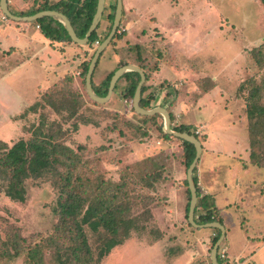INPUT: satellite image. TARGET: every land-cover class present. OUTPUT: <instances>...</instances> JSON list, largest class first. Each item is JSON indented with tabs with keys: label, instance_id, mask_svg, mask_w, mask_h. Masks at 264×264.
I'll list each match as a JSON object with an SVG mask.
<instances>
[{
	"label": "rangeland",
	"instance_id": "374dc122",
	"mask_svg": "<svg viewBox=\"0 0 264 264\" xmlns=\"http://www.w3.org/2000/svg\"><path fill=\"white\" fill-rule=\"evenodd\" d=\"M122 1L123 13L116 30L117 35L100 56L92 75L94 84L99 85L106 75L116 68L118 62L129 60L133 61L130 64L143 65L144 70L149 73L144 82L146 90L142 96H152L150 103L152 107L166 108L171 127L187 124L199 140H204L200 127L189 122H197V114L180 112L177 107L179 96L187 95L186 97L190 98L192 92L189 94L183 92L184 88L193 84L194 77L183 80V74L174 73L167 78L168 80H155L151 73L155 64V62L152 64V60L159 62L169 58L173 63L185 67L183 69L188 70L184 73L185 76H190L189 54L199 52L196 56H201L202 60L210 59L212 62H208L210 64L208 68L214 70L222 67L228 60L233 62V59L240 55V51L250 52L248 48L252 45V49L255 46L259 47L256 54L263 61L262 66L253 69L252 74L257 78L258 84H263L261 81L264 80V11L259 0ZM37 2L39 0H29L18 4V8L33 6ZM115 2L116 0L104 2L102 18L97 29L100 38L108 31L111 22L106 16L112 12ZM168 28H178L173 37L168 33ZM99 44L98 40L97 45L93 42L90 46L75 43L72 46L88 47V50L84 51L86 62L90 61ZM133 47H136L137 51ZM34 48L37 49L35 43ZM40 60L41 58L30 59L28 64L7 76L6 81L11 83L12 88L11 91L0 92L3 98L2 104L0 103V140L8 144L19 139L27 140L33 128L42 125L44 129V125L50 123L54 125V129L60 128L62 142L72 148L79 157V162L72 171L73 179L85 183L80 184L79 189L94 191L97 188L96 181L118 182L121 176H124L126 190L129 193L125 200L131 204L126 216L132 217L134 223L129 236L111 248L98 264H191L190 260L184 261V257L179 255L188 250L190 245L196 247L193 242L195 237L200 241L198 247L202 248L204 244L205 246L201 251L203 256L194 258L192 264L194 262L207 264L211 247L206 240L212 235V230L199 228L193 231L187 223L184 209L187 195L182 182L186 175L184 163L180 157L178 158L181 145L176 140L172 143L168 140L174 141L173 139L163 138L162 116L154 114L156 117L147 120L148 124L143 126L142 116L131 109V101H125L123 98V89L127 84L123 78L117 82L111 97L104 103H96L87 96L82 81L85 75L80 74H72L73 81L68 82L64 89L56 88V91H49L50 94L43 99L44 90L37 92L39 85L45 88L47 86L45 83L56 79L55 82L59 83V80L69 74L58 79L61 72L55 73L45 69L41 66L43 62L40 63ZM249 78L247 76L242 82V89L239 92L242 98L243 117L244 115L246 117L248 107ZM37 101L40 102L39 105L26 111ZM261 101L264 103V94ZM135 126H141L142 129L138 130ZM247 128L248 121L245 122V129ZM146 129L147 137L143 136ZM139 137L145 138L140 141ZM216 139L213 137L212 146H218ZM163 146L169 147L174 157L170 167L166 169H170V176L164 177L166 179L164 182L160 178L157 181V189L151 192L143 188V185L141 187V183L139 185L134 183L138 178L134 176L136 173L134 163L153 152L161 151ZM258 150L262 151L260 160L251 162V165L245 163L250 167L248 175L237 173V169L231 166L233 161L220 162V169L226 168L221 173L226 183L221 194L225 192L232 194L228 187L232 188L234 183L233 192L238 190L241 194L250 193L249 182L253 184L254 190H259L264 184V169L258 167L264 165V151L261 148ZM248 152L249 150L245 151ZM240 158L246 160L245 155L241 154ZM179 162L181 167L178 166ZM85 180L90 182V185ZM6 182V179L0 177V264H31L25 256L26 252L34 245H45L47 242L45 240L53 234L58 222L56 211L62 195V182L53 172L47 171L37 178L27 179L24 182L22 200L9 194ZM238 184L241 188L236 187ZM175 185L182 188L180 205L171 199L174 194L170 193V186ZM103 189H106L105 185L97 191L101 192ZM108 193L106 189L107 196ZM236 205H239V201L224 209L230 216L229 221L231 219L230 222L233 223L237 221L239 213L242 215L246 213ZM233 211L237 214H233ZM84 231L91 250L96 254L103 243L102 230L94 232L84 227ZM14 240H19V249L17 248L16 255L9 257L4 242L11 243ZM222 243L223 239L220 245H223ZM233 248L231 247L232 250ZM41 250L44 264H58L52 249L41 247Z\"/></svg>",
	"mask_w": 264,
	"mask_h": 264
},
{
	"label": "trees",
	"instance_id": "16d2710c",
	"mask_svg": "<svg viewBox=\"0 0 264 264\" xmlns=\"http://www.w3.org/2000/svg\"><path fill=\"white\" fill-rule=\"evenodd\" d=\"M23 1L25 3L29 0ZM259 1L263 6L264 11V0ZM96 4L97 0H39V2L33 6L29 5L23 9H14L11 8L10 3H7L8 10L12 14L18 16L32 15L41 10H56L61 12L69 19L75 34L79 38L84 37L86 33L96 10ZM112 9V12L108 13L106 16L111 22L110 26L108 27V31L103 34L102 38H100L97 32L99 27L98 24L95 30H93L90 34L86 44L90 46L95 40H99V42H101L107 36L114 17L115 4L112 6ZM33 23L39 26L41 33L49 40L56 42L67 41L72 43L62 23L53 17L44 16L33 21ZM116 35L117 34L115 32L113 38ZM133 48H135L137 51L136 47ZM258 48L259 47L255 46V48H251L249 52L251 60L253 61L256 68H259L263 64V61L256 54ZM103 51L100 56L103 54ZM100 56L98 57V60ZM132 62L133 61L129 60L123 61L122 63L118 62L116 68L110 71L99 85L94 84L92 80V73L91 85L94 92L98 96H105L107 94L108 83L113 72L118 67L130 64ZM88 63V60L83 62L80 75H85ZM138 67L141 68L145 73L146 81L149 71H145L143 65H139ZM121 78L127 82L123 89V98L125 101L130 102L132 100L135 88L139 82L140 76L137 72L128 71L124 73L117 80V82ZM256 79L257 78L254 77V74H252L248 80L250 87L248 90V107L246 110V122L248 121L247 136L249 157L251 162L260 160L259 157L262 151H259L258 149L261 148L264 151V103L261 101L264 94V80L261 81L263 84H258ZM71 81H73V78L69 74L64 76L62 80H59V83H53L46 89V91L44 90L42 93L43 95L41 94L43 99H45L50 94L49 91H56V88L59 90L62 88L64 89V87L67 86V83ZM82 81L84 83V79ZM117 82L114 88L117 86ZM145 90L146 86H144L143 83L141 87L139 105L144 109H151L153 108L150 105L152 96L149 95L143 97L142 94L145 92ZM39 104L40 102L37 101L35 104L30 105L26 111L32 110V108H35ZM155 117L156 115L154 114L142 116L144 120L143 126L148 124L147 120H153ZM44 126V129H42V125L40 127L33 128L31 131V136L27 140L19 139L12 144H8L7 142L0 140V177L7 180L6 183L8 186V192L10 195H12V197L22 200L24 193V182L30 178H37L46 171L49 173L53 172V174L57 175L62 182V195L58 200V209L56 211L58 215V222L54 228V232L49 238L45 240L47 241L45 245H34V247L28 249L25 256L28 262L31 264H44L41 247H46L47 249L53 250V253L56 257L55 261L58 264H98L111 248L122 243V241L129 236V232L134 223V219L132 217L126 216L131 204L125 200L129 193L126 190L124 176H121V179L118 182L110 180H100V182L96 181L95 183L97 184V188L94 191H85L83 189H79L80 184L85 185V183L82 182V180L79 183L72 178V171H74L76 164L79 162V157L72 148L62 142L63 137L60 135V128L54 129V125L50 123ZM135 127L138 130L142 129L141 126ZM158 129H160L159 126ZM171 129L193 134L199 140V137L190 131V127L187 124L172 126ZM147 131L148 129L143 132V136L147 134ZM162 133L164 139L174 140H168L169 142L174 143L175 140L178 141V143L180 142L179 145H181V147L178 158L180 157L184 163L186 175V169L195 155L194 146L180 138L171 136L164 132ZM138 139L142 141L140 137ZM160 154L164 156L161 157L159 156ZM172 157L173 155L170 153L169 147L164 146L161 151L158 150L157 153L153 152L145 158L134 163L136 166V168H134L136 171L134 176L138 177L134 183H137L138 185L141 183V187L143 185V188H147L151 190V192L156 190L157 181L160 178H162V181L166 180L164 177L168 178L170 176V169H166L170 167V163L174 158ZM60 166L61 169H59ZM178 166L181 167L180 162ZM195 172L196 166L192 171L193 182L197 191V202L194 209L195 223L204 224L213 221H218L221 223V219L218 216L219 209L215 205L214 196L212 194L202 193L199 188L200 185ZM161 174L163 176H161ZM85 182L90 185V182H87L86 180ZM182 182L185 185L187 195V201L184 207L185 217L187 220L189 190L186 176L183 178ZM102 185L106 186L109 196L106 194V189H103L101 192L97 191L98 188L100 189L102 187ZM188 225L193 231L199 229L191 226L189 223ZM84 227H87L94 232L102 230L104 234L102 246L99 248L96 254H94L91 250L84 231ZM208 229L212 230L213 232V234L210 235L208 241V245L212 248L213 244L220 235V230L217 228ZM19 240H14L11 243L8 241L4 242L5 245H7L5 250L7 256L11 257L16 255V252L19 249ZM13 251L15 252L13 253ZM226 257L227 260L230 261L228 252H226ZM207 264H210V258Z\"/></svg>",
	"mask_w": 264,
	"mask_h": 264
},
{
	"label": "crops",
	"instance_id": "0c3cea01",
	"mask_svg": "<svg viewBox=\"0 0 264 264\" xmlns=\"http://www.w3.org/2000/svg\"><path fill=\"white\" fill-rule=\"evenodd\" d=\"M7 2L14 9L19 7L18 4L24 3L23 0H7ZM159 18L162 17L159 16ZM177 29L168 28L167 31L173 37ZM34 43L37 49L34 48ZM72 45L73 42L49 40L41 33L39 26L33 22H16L7 17L5 20L0 17V92L11 91L12 86L10 82L6 81L7 76L28 64L30 59L33 58H41L40 63L43 62L41 66L45 69H50L55 73L56 71L61 72L58 79L66 74H80L82 64L86 59L84 51H87L88 47L75 48ZM251 47L252 45L248 50ZM58 51H61V53H58ZM198 54L199 52L189 54L190 57L187 56L190 76H185L184 73L188 71L183 69L185 67L173 63L169 58L159 62L158 60H152V64L155 62L153 71H151L152 78L155 80H168L167 78H170L174 73L183 74V80L194 77L193 84L188 88H184L183 92L184 94L192 92L190 98H187V95L185 97L183 95L179 96L177 107L180 112L188 111L190 114H197L196 120L198 121L189 122L196 127H200L204 135V140L200 141L202 151L196 163L195 172L200 185L199 188L202 193L214 196L215 205L219 209L218 216L225 227L224 243L222 244L226 247L230 263L264 264V184L259 190H254L253 184H249V182L248 189L251 192L241 194L238 190L236 192L232 191L233 187L235 191L234 183L232 188L228 187L231 189L232 194L226 192L221 194L226 186L223 179L224 175H221V173L226 168L220 169L221 166L219 165L222 160H230L233 161L231 166H233V169H237V173L250 174V167L246 164L251 165L252 163L249 160V152L245 153L249 150L247 130L245 129L246 117L242 115V98L239 92L241 91L242 82L247 76L252 75V71L254 68L256 69V66L251 60L249 52L244 50L240 51V55L233 59V62L228 60L222 67L220 66L219 69L215 68L214 70L208 68L210 65L208 62L212 61L210 59L202 60L201 56H196ZM203 62L205 63L203 64ZM55 81L45 83L47 85L45 88H41L39 85L37 92L47 89ZM2 99L0 96L1 104ZM213 137L217 138L216 143L218 146L216 147L212 146ZM241 154L245 155L246 160L240 158ZM217 161L219 162L217 163ZM258 167L264 169V165ZM219 174L221 177H219ZM230 178L232 177L230 176ZM230 181L234 182L233 179H230ZM236 187L241 188V185L238 184ZM181 190L180 186H170V193L174 194L171 199L176 200L179 205L182 201ZM236 201H239V205H236V207L240 206L241 211L243 210L246 213L243 215L239 213L237 221L233 223L230 222L231 219L229 221L230 216L227 215V211L224 209L235 204ZM238 211L241 212L239 208ZM233 214H237L236 211H233ZM209 237L206 242L209 241ZM198 241V238L195 237L193 242L196 247L190 245L188 250H184L179 255L184 257V261L190 260L192 264L194 258L203 256L201 251L205 244L201 242L204 245L202 244L203 247L200 248L198 247ZM231 247H234L233 250ZM194 264L196 263L194 262Z\"/></svg>",
	"mask_w": 264,
	"mask_h": 264
},
{
	"label": "water",
	"instance_id": "95a60500",
	"mask_svg": "<svg viewBox=\"0 0 264 264\" xmlns=\"http://www.w3.org/2000/svg\"><path fill=\"white\" fill-rule=\"evenodd\" d=\"M104 2H105V0H97L96 10H95L94 15L92 17L91 23H90L84 37H82V38H79L75 34L74 29H73L69 19L63 13L58 12L56 10H41V11H38V12L32 14V15L18 16V15L12 14L8 10L7 0H0V10L7 18H9L12 21H16V22H33V21H35L39 18H42L44 16L53 17L54 19H56L62 23V25L66 29V31H67L72 42L79 44V45H85L88 42L90 34L92 33L93 30H95V28L99 24V21L101 20L102 13L104 10ZM121 15H122V0H116L115 9H114V17L112 20L110 31L108 32L107 36L100 42V44L94 50V53H93V55H92V57L88 63V67L86 69V73L84 76V84H85L86 93L92 101H94L96 103H104L110 98L117 80L124 73H126L128 71H134V72H137L139 74L140 79H139V82L135 88V91H134V94H133V97L131 100V106H132L133 111L136 114H139L141 116H144V115L149 116V115H153L156 113L160 114L163 118V131H164V133L169 134V135L174 136V137H177V138H180L184 141H187L194 146V149H195L194 158L186 169V181H187V186H188V190H189L187 221L191 226H193L195 228H217L220 230V235H219L218 239L215 241V243L213 244V246L210 250V256H209L210 262L212 264H219L217 259H216V251H217V248L220 245L222 239L225 236V227L223 226L222 223H220L218 221L208 222V223H204V224H197L194 221V209H195L196 202H197V191H196V188H195V185L193 182L192 171H193L194 167L196 166V163H197L199 156L201 154V151H202L201 142L193 134H190L187 132H179V131H175V130L171 129V124H170L171 120H170V116H169V113L166 110V108L161 107V106H157V107H153L151 109H144L139 105L140 97H141V87L145 81V73L143 72V70L141 68H139L136 65L126 64V65H122V66L118 67L110 77V80L108 83V88H107V94L105 96H103V97L98 96L92 88L91 75H92L93 70L96 66L98 57L100 56L102 51L108 46V44L112 40V38H113V36L117 30V27L119 26Z\"/></svg>",
	"mask_w": 264,
	"mask_h": 264
},
{
	"label": "built area",
	"instance_id": "2783aa9c",
	"mask_svg": "<svg viewBox=\"0 0 264 264\" xmlns=\"http://www.w3.org/2000/svg\"><path fill=\"white\" fill-rule=\"evenodd\" d=\"M0 17L3 20L6 19V16L3 13L0 14ZM94 42L96 45L98 44L97 40H95ZM226 252H227V250H226L225 246H223V245L218 246L217 251H216V259H217L219 264H231L230 261L227 260ZM210 264H212V263L210 262Z\"/></svg>",
	"mask_w": 264,
	"mask_h": 264
}]
</instances>
